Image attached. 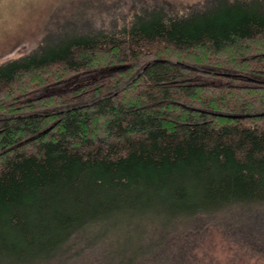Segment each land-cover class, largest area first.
Returning <instances> with one entry per match:
<instances>
[{
  "label": "trees",
  "instance_id": "1",
  "mask_svg": "<svg viewBox=\"0 0 264 264\" xmlns=\"http://www.w3.org/2000/svg\"><path fill=\"white\" fill-rule=\"evenodd\" d=\"M72 29L0 63V264H264V0Z\"/></svg>",
  "mask_w": 264,
  "mask_h": 264
},
{
  "label": "rangeland",
  "instance_id": "2",
  "mask_svg": "<svg viewBox=\"0 0 264 264\" xmlns=\"http://www.w3.org/2000/svg\"><path fill=\"white\" fill-rule=\"evenodd\" d=\"M206 2L207 0H0V63L26 55L41 42H45L47 36L72 31V28L81 32L112 30L113 27L126 23L134 12H140L143 8L163 9L170 14L180 15L199 8ZM75 22L76 27L73 24ZM112 72L108 68L86 72L34 91L29 98L69 94L85 83L98 81ZM194 79L196 82L213 80L242 85L246 83L204 76H196ZM215 240L219 243L214 246L216 248L211 250L205 247L202 250L206 254H200L204 261L202 264H232V258L239 259L234 252L235 248H230L229 239L215 235ZM210 258L213 260L211 263Z\"/></svg>",
  "mask_w": 264,
  "mask_h": 264
}]
</instances>
